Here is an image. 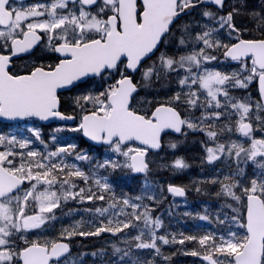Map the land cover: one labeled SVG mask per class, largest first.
I'll return each instance as SVG.
<instances>
[{"label": "snow or ice", "instance_id": "6c2138e0", "mask_svg": "<svg viewBox=\"0 0 264 264\" xmlns=\"http://www.w3.org/2000/svg\"><path fill=\"white\" fill-rule=\"evenodd\" d=\"M226 8L231 10L220 14ZM197 9L205 22L177 27L182 16H192ZM245 15L255 21L258 37L242 38L249 29L238 27L237 18ZM222 33L234 42L225 43ZM170 38L175 52H161ZM37 47L59 54L58 62L33 64L26 74L10 70L13 57L31 54ZM157 52L158 58L145 66ZM220 56L237 62L238 69L224 73L210 67L212 61L219 63ZM138 71L142 82L133 80ZM170 77L178 91L163 100L138 99L140 88L150 89L155 81L170 83ZM97 78L111 83L103 91L73 98L79 124L72 131L104 146L108 155L103 159L78 151L75 143H60L56 133L62 128L50 136L51 148L39 128L26 129L28 135L0 134V264H80L83 256H103L105 250L81 253L68 261L70 245L65 239L116 235L126 229L136 234L125 233L124 248L112 245L113 253L120 254L113 264H157V257L167 264L171 257L161 252L157 241L162 245L196 241L201 250L186 254L202 256L207 264H264V135H254L256 130L264 133V11L249 10L245 0L231 4L226 0H38L27 6L23 0H0V117L75 120L76 116L60 111L58 92ZM253 80L259 82L260 99L230 94V89H247ZM193 110L201 114L195 116ZM222 118L227 122L217 125ZM169 131L182 136L202 132L207 138L202 142L206 162L229 161L228 175L199 183L218 184L217 196L242 202L244 217H226L243 229L242 234L229 231L227 238L208 233L179 240L175 234L171 238L157 234L163 221L154 218L152 208L144 203L156 200V195H148L152 185L147 180L151 163L147 155L150 149L162 147V137ZM234 133L246 138L247 146L230 139L221 142L225 134ZM37 141L43 151L30 150ZM136 141L140 147L129 146ZM169 147L177 145L169 142ZM250 161L256 169L251 176L245 171ZM162 167L185 169L188 164L176 158ZM117 169L144 174V194L118 196L108 176L100 174ZM77 180L85 186L79 187ZM25 182L29 187H23ZM167 191L185 196V187L169 185ZM69 200L105 201L107 206L94 212L107 223L99 220L94 231H82L79 221L63 228L56 240L26 238L30 230L55 220L54 210ZM142 250H149L151 258L136 255Z\"/></svg>", "mask_w": 264, "mask_h": 264}, {"label": "rangeland", "instance_id": "374dc122", "mask_svg": "<svg viewBox=\"0 0 264 264\" xmlns=\"http://www.w3.org/2000/svg\"><path fill=\"white\" fill-rule=\"evenodd\" d=\"M262 1L263 0H250V1L245 0V4L249 10L255 9L256 11H264V5L262 4ZM235 2H237V0H230L228 3L231 4ZM27 5H30V4L23 3V6H27ZM21 6L22 5L20 4L17 5V7H21ZM208 9L215 11L214 9H210V8ZM227 9L231 10L230 8H227ZM199 11H201V9ZM199 11L193 14L190 18H187L186 20H184L183 24L193 23L194 21L205 22L199 16L198 14ZM224 14H226V12ZM237 26L247 27L249 29L248 33L254 32L251 19L250 21L242 22L240 23V25H237ZM248 33H245L243 36L245 37V35ZM220 38L225 43H231L233 41L232 39H229L227 37L226 33H222ZM172 40L173 38H170L168 47H164L161 52H168L169 54H172L175 52V48L172 44ZM37 54L38 55L35 54L31 56L30 58L22 61L20 65L21 66L25 64L31 65L34 62L43 64L44 62L47 61L45 59V55L47 54L46 50H43L42 48L37 52ZM159 54L155 56L152 60H150V62L146 64L145 66L150 65L153 61H155L158 58ZM210 67H214L215 70H218L224 73H231L232 71L237 70L239 65L235 61L225 60L223 56H220L219 63L217 61H212ZM23 70L24 68L21 67L18 73L22 72ZM139 79H140V82H142L141 74H140ZM255 81L256 80H253L248 85L247 89H239V88L230 89V94L237 98H250L252 100L260 99L257 88L253 86V83ZM107 83H111V81H108ZM107 83H103V84L106 85ZM92 90H96L93 85L85 84V85H82L80 88L74 90L73 92L70 91L68 93H65L64 99L66 100L68 104L66 108H69L71 111L72 110L75 111L74 114H78L79 109L75 108V105L73 104V98L77 95L85 93L86 91H92ZM178 90L179 89L177 87L170 88V89L167 87L163 89L162 91H159L156 97L163 100ZM96 91H103V90H96ZM140 98L148 99L144 95H140L138 99ZM141 107H144V106L141 105ZM231 119L234 121L235 119H237V117L233 115ZM225 122L227 121H225L222 118L221 121L217 122V125H219L220 123H225ZM29 128H39L41 131V134H42V131L44 130L43 128H40L36 122L30 120V121H26L20 124H12V126H6V127L0 126V134L7 135L9 133H22L24 135H28V132L26 131V129H29ZM56 128L65 129L67 127H64L63 125H56L52 127L51 129H46V131L50 134L49 142L51 144L52 142L50 140V136L53 134V131ZM74 128H77V127H74ZM74 128H68L64 132H66L68 136L78 133L79 131H72V129ZM195 133L199 134L200 143L198 147V152L191 157L188 163V167L185 169H174L172 167H164L165 169L169 171L167 178L159 179L156 182L149 181L150 184L152 185V190L148 193V195H153V194L156 195V200L155 201L145 200L144 203L149 204L151 208H157L158 205L163 202V200L167 199L170 202L171 208L175 210L174 216H178L180 214L186 215L188 216L187 220L189 221L186 225H184L180 221H176L175 223H170L168 221L166 224L163 222V226L158 230L157 234L168 236L169 238H171V234H175L177 240L182 239L183 236H189V235L201 236V235L208 234V233H213L215 235H224L227 238V234L229 231H237L238 234H242L243 229H240L239 226H231L230 223L228 222V219H226V217H229V213L238 214L241 217H244L245 210L243 208L242 202H233L231 198H229L228 200L220 201L216 199V196H217L216 193L220 190V185L199 183L200 181L210 180L211 178L218 176V175L221 177H223L224 175H228L229 170H230L229 161L222 160V161H217L213 164L207 163L205 160L206 154H205L204 146L202 143V142H207V138L202 132H195ZM56 135L60 143H64V142L75 143L77 145L78 151L84 150L88 152L89 154L94 155L101 159H103L105 155H108V153L105 151V148L100 149L99 151H90L86 148L78 149L79 144L74 142L72 139H68L67 141H64V139L59 135V133H56ZM254 135L256 136V138H261L262 135H264V133H262L259 130H256L254 131ZM228 139L233 140V141H239L240 143H244L245 146H247V139L244 137H241L239 133H234L230 135L225 134V136L221 138V142H225ZM169 142L176 143L177 147L179 146L178 139L176 138H173V137L170 138L167 141V144H169ZM129 146L140 147L137 144H131ZM35 149H39L41 151L44 150V148L38 147L37 142H35L33 145L30 146V150H35ZM175 156H176L175 148L170 147L169 149H164L160 153H152L149 160L151 161L152 164L154 163L158 165H170L175 160L174 159ZM69 162H72V161L70 160ZM81 166H82V163H81ZM235 166H236L235 163L231 164V168L234 169ZM245 171L248 175L250 176L252 175L253 172L250 171L249 163L247 167L245 168ZM100 174L106 175L102 172ZM107 176L109 178V182L112 184L113 188L116 191V186L112 183L110 176L109 175ZM144 182H145V179L142 182V189H140L135 196L144 194L143 193ZM170 183H177V184H181L185 186L186 188L188 187L193 193H200L203 196H207V199L202 200L200 205H195L191 201L186 200V199L172 198L169 196L168 194L169 192L167 191L168 184ZM26 186L29 187L28 182H26ZM26 186L25 188H27ZM196 187H200L202 191L197 192L195 190ZM228 204H231L232 208H228L227 207ZM73 213L77 216V220L75 222L73 221L71 222L70 220L72 219L71 216L66 217L64 219H62L61 217H58L55 220L46 222V225L42 226L41 228L30 230L28 233L25 234L26 238L28 240H37V241L39 239L43 241L56 240L60 237V232L63 228H70L72 225L76 224L80 220L83 222L82 227L80 229L82 231H94L95 227L100 226L99 220H104V223H107V220L103 217H100L98 220L95 213L86 214L81 209H76ZM203 215H208L209 219L208 220L200 219L199 217ZM60 218L62 221L60 220ZM67 218L69 220H66ZM162 218L170 219V216L167 214H164ZM220 221H224V223L221 224ZM129 232L131 235L136 234L135 231L128 230V229L125 230V233H129ZM125 233H119V234L113 235V234L105 232V233H101L99 236H92V237L101 238L100 241L104 245H113L115 243L122 242V239L124 238ZM157 243L161 247V252L164 255L171 257L170 261H168L167 264H207L206 261L202 260V256L195 257L190 254H186L194 250L195 251L201 250L199 244L196 241H185L183 245L179 243L162 245L160 241H157ZM21 246H23L22 243H21ZM122 247H125V245H123ZM136 255H143V256H147L148 258H151V256L149 255V250H142V252L137 251ZM99 264H107V260L101 261L99 262ZM157 264H163L161 257H157Z\"/></svg>", "mask_w": 264, "mask_h": 264}, {"label": "trees", "instance_id": "16d2710c", "mask_svg": "<svg viewBox=\"0 0 264 264\" xmlns=\"http://www.w3.org/2000/svg\"><path fill=\"white\" fill-rule=\"evenodd\" d=\"M250 1V0H248ZM262 4L264 5V0L262 1ZM226 11V10H225ZM220 14H224V12H221ZM246 21H250V18L248 16H241L239 18H237V25H240V23L242 22H246ZM252 24H253V30L254 32H250L248 34L245 35V37L247 38H254V37H258L259 36V32L255 30V21L252 20ZM170 79V83L164 80L158 81V82H154L152 87L150 89H142L141 93L144 94V96H146L148 99L150 100H161L158 97H156V95H158L159 90H163L165 88H170L172 85H174V82L172 81V77L169 78ZM253 86L255 88H257V84L256 82L253 83ZM194 111V115L198 116L197 112L198 110H193ZM74 139L76 140H81L83 141V138H81L79 135L78 136H72ZM43 139L45 140H49L47 136H45ZM84 142V141H83ZM199 134H195L194 132L188 133L186 136H182L179 139V146L175 149L176 155L177 157L181 156L183 157L188 163L189 160L191 159V157L196 154L198 152V147H199ZM165 149H169V145H165L164 147ZM250 167L253 168L255 167V165L252 164V162H250ZM256 169H254L255 171ZM130 172V170H129ZM169 171L167 169H165L164 167H162V165H158V164H151L150 165V170L149 173L147 174V178L151 181H157L156 179L162 176H166V178L168 177ZM114 175V182L117 186L118 189V193H124L126 190H130L131 189V196L134 194L135 189L138 188V185L136 183V181L141 178V177H137L135 176L132 172H131V184H128V179L124 177L123 174H113ZM77 184L79 185L80 180L76 181ZM80 187V186H79ZM189 195L191 196V192L189 191ZM199 195H195L191 198L192 201H198ZM207 198V196H202V199ZM216 199L219 200H228L229 198L227 197H222V196H216ZM101 202H97L95 200L87 202L86 204H83L82 206L86 209H92L94 210L96 207H100ZM160 208H155L153 209L155 214H159V213H165V211L167 210L168 206L164 203H162L161 205H159ZM59 215H63L66 211L62 212L63 207H60L58 209ZM230 216L234 215L233 213H229ZM65 215V214H64ZM63 215V216H64ZM68 215V214H67ZM69 216V215H68ZM64 219V217L62 218ZM73 220H76V217L72 216ZM182 223H184L185 225L188 223V221H186V216H182ZM72 245H73V252H72V256L73 258H79L81 253H92L93 251H97V248H102L103 244L100 241V243H97L96 240H94V238L92 237H87L85 238L84 236H77L72 238L71 240ZM97 253H99V251H97ZM90 255H85L86 258H88ZM103 256L97 255V258L101 259ZM72 259H69V261H71Z\"/></svg>", "mask_w": 264, "mask_h": 264}, {"label": "flooded vegetation", "instance_id": "af4514ba", "mask_svg": "<svg viewBox=\"0 0 264 264\" xmlns=\"http://www.w3.org/2000/svg\"><path fill=\"white\" fill-rule=\"evenodd\" d=\"M180 26V23L178 22L177 23V27H179ZM178 32V31H177ZM38 52V51H37ZM37 52L35 53L36 55H38L37 54ZM31 56H26V57H24V58H22L20 61H18L16 64H15V68H17V69H19L20 70V68L21 67H23L24 68V70L22 71V72H28L31 68H32V66H33V64H36V65H39L40 63H36V62H34L33 64H31V65H29V64H25V65H20V63L22 62V61H24V60H26V59H28V58H30ZM45 59L47 60L46 62H44L43 64H54V63H57L58 62V55L57 54H52V53H49V52H47V54L45 55ZM61 102H62V104H61V111L62 112H65V113H67V114H70V112H72L73 114H74V112L75 111H71L69 108H66V106H68V104H67V102H66V100L64 99V96H62L61 97ZM69 111V112H68ZM96 242L97 243H100V241H99V239H96Z\"/></svg>", "mask_w": 264, "mask_h": 264}, {"label": "water", "instance_id": "95a60500", "mask_svg": "<svg viewBox=\"0 0 264 264\" xmlns=\"http://www.w3.org/2000/svg\"><path fill=\"white\" fill-rule=\"evenodd\" d=\"M23 1H26V0H23ZM139 1V0H138ZM227 1V0H226ZM207 6H211V5H207ZM24 54H26V53H21V54H19L18 56H16V57H19V56H21V55H24ZM57 55H59V54H57ZM16 57H13V58H16ZM258 86H259V82H258ZM140 90V89H139ZM259 91H260V89H259ZM26 118H24V119H15V120H12V119H9V118H5V117H0V121H2V120H4V121H8V122H12V121H22V120H25ZM53 119H50V120H47V121H44V120H42L44 123H49V122H51ZM70 123H73L72 121H69ZM169 132H172V131H169ZM168 132V133H169ZM172 133H174V132H172ZM174 134H176V135H179L178 133H174ZM163 138V137H162ZM86 139L88 140V141H90V142H93V141H91L88 137H86ZM93 143H95L96 144V142H93ZM136 143H138L139 145H140V142L139 141H136ZM161 143H162V141H161ZM98 145V144H97ZM163 148V143H162V147L160 148V149H156V150H151V151H160L161 149ZM136 174H141V173H136ZM175 186H178V185H175ZM63 242H65V241H63ZM65 243H68V242H65ZM69 244V243H68ZM70 251H71V249H70ZM70 253V252H69ZM67 254H65V256H66Z\"/></svg>", "mask_w": 264, "mask_h": 264}, {"label": "bare ground", "instance_id": "6f19581e", "mask_svg": "<svg viewBox=\"0 0 264 264\" xmlns=\"http://www.w3.org/2000/svg\"><path fill=\"white\" fill-rule=\"evenodd\" d=\"M259 7V6H258ZM45 60V59H44ZM158 82V81H157ZM159 83V82H158ZM202 172V171H201ZM78 211V210H77ZM82 215V214H81ZM85 218V217H84ZM86 219V218H85ZM60 220H61V218H60ZM66 220H69L68 218L66 219ZM71 220V219H70ZM84 220V219H83ZM62 221V220H61ZM81 221V220H80ZM74 222H75V220H74ZM56 223H57V221H56ZM55 225H57V224H55ZM67 227V226H66ZM105 238V237H104ZM109 238V237H108ZM114 241V240H113ZM112 244V243H111Z\"/></svg>", "mask_w": 264, "mask_h": 264}]
</instances>
